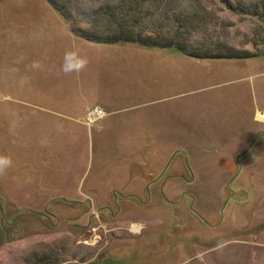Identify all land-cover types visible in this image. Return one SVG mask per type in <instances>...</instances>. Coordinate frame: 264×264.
<instances>
[{
  "label": "rangeland",
  "instance_id": "374dc122",
  "mask_svg": "<svg viewBox=\"0 0 264 264\" xmlns=\"http://www.w3.org/2000/svg\"><path fill=\"white\" fill-rule=\"evenodd\" d=\"M255 1H179L189 45L248 55L194 58L0 0V264H264V19L228 9Z\"/></svg>",
  "mask_w": 264,
  "mask_h": 264
},
{
  "label": "trees",
  "instance_id": "16d2710c",
  "mask_svg": "<svg viewBox=\"0 0 264 264\" xmlns=\"http://www.w3.org/2000/svg\"><path fill=\"white\" fill-rule=\"evenodd\" d=\"M70 24L77 37L94 43L133 42L146 47H174L194 58H240L248 57L244 51L226 43L203 47L189 45L195 24L183 0H117L96 7L80 8L76 0H47ZM180 1V3H179ZM261 10L240 2L228 4L229 11L242 16H259L264 13V0L255 1ZM151 3L153 8L145 4ZM180 4L181 6H179ZM232 5V6H231ZM239 15V14H238ZM84 23L86 27L79 24Z\"/></svg>",
  "mask_w": 264,
  "mask_h": 264
},
{
  "label": "clouds",
  "instance_id": "9594fccd",
  "mask_svg": "<svg viewBox=\"0 0 264 264\" xmlns=\"http://www.w3.org/2000/svg\"><path fill=\"white\" fill-rule=\"evenodd\" d=\"M72 57L73 62L69 63V58ZM88 60L86 56H80L77 52H65L63 70L67 74L71 71H81L87 66ZM11 165V159L7 156L0 155V174Z\"/></svg>",
  "mask_w": 264,
  "mask_h": 264
},
{
  "label": "built area",
  "instance_id": "2783aa9c",
  "mask_svg": "<svg viewBox=\"0 0 264 264\" xmlns=\"http://www.w3.org/2000/svg\"><path fill=\"white\" fill-rule=\"evenodd\" d=\"M104 115L103 110L98 106H94L92 109L89 110L86 120L93 121L95 118H101Z\"/></svg>",
  "mask_w": 264,
  "mask_h": 264
},
{
  "label": "flooded vegetation",
  "instance_id": "af4514ba",
  "mask_svg": "<svg viewBox=\"0 0 264 264\" xmlns=\"http://www.w3.org/2000/svg\"><path fill=\"white\" fill-rule=\"evenodd\" d=\"M89 112V111H88ZM87 121V120H86ZM86 124H88V123H86ZM21 209H25L26 211H32L30 208H28V207H26V206H24V207H22V208H18V209H16V210H14V211H12V213L11 214H16V213H18V211H20ZM1 211V210H0ZM40 216H42V217H45V215H43L41 212H37ZM46 214V213H45ZM47 217V216H46Z\"/></svg>",
  "mask_w": 264,
  "mask_h": 264
},
{
  "label": "bare ground",
  "instance_id": "6f19581e",
  "mask_svg": "<svg viewBox=\"0 0 264 264\" xmlns=\"http://www.w3.org/2000/svg\"><path fill=\"white\" fill-rule=\"evenodd\" d=\"M257 117H259V118H261V119H263V120H264V113H263V112H262L261 114H260V113H258Z\"/></svg>",
  "mask_w": 264,
  "mask_h": 264
},
{
  "label": "crops",
  "instance_id": "0c3cea01",
  "mask_svg": "<svg viewBox=\"0 0 264 264\" xmlns=\"http://www.w3.org/2000/svg\"><path fill=\"white\" fill-rule=\"evenodd\" d=\"M153 142V144H159V142H157V141H152Z\"/></svg>",
  "mask_w": 264,
  "mask_h": 264
}]
</instances>
